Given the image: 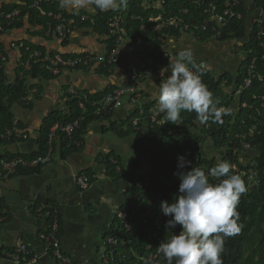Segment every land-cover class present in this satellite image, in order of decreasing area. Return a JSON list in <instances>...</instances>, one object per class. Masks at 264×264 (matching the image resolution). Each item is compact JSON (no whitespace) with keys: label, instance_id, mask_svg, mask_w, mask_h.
Instances as JSON below:
<instances>
[{"label":"crops","instance_id":"obj_1","mask_svg":"<svg viewBox=\"0 0 264 264\" xmlns=\"http://www.w3.org/2000/svg\"><path fill=\"white\" fill-rule=\"evenodd\" d=\"M47 1L59 5V0ZM15 3L18 2L0 0V10ZM253 4L254 1H244L247 9L245 20L248 15H252L253 22L261 15L264 21V12L259 14L257 10L251 9ZM142 5L143 10H161L158 2L142 0ZM120 9L123 10L124 6ZM63 11L68 16H77L93 15L98 10ZM151 18L155 17L150 16V23ZM151 24L153 32L163 30L159 25ZM37 32L40 30L32 28L28 17H24L21 28L0 34V45L6 58L3 70L8 81H14L19 74L22 50L28 49L25 48L26 44L41 48L45 61L54 56L70 58L77 55L105 60L110 49L108 38L92 22L81 24L65 39L56 36L47 38L44 33L39 36ZM157 43L160 52L155 57L153 41L129 29L118 47L117 62L112 66L94 64L88 69L64 70L57 76L46 72V75L38 74L33 80L27 78L29 87H37L31 93L37 92L38 98L32 95L28 98L31 103L29 108L24 103L14 104L10 108L13 125L20 123L23 127L22 130L13 131L21 133L25 139L13 135V143L0 145V162L12 156L28 158L36 153L44 121L49 115L71 119L77 108V105H72L73 99L69 98L72 92L99 96L113 89L136 86L141 99L133 103L125 97L116 110H110V117H96L89 122L78 140L79 151L62 156V145L66 139L57 138L51 143L52 153L45 166L39 167L37 171H21L0 180V214L6 219L5 223L0 224V264H11L4 259V255L11 253L16 246H23L36 254L40 264H55L50 255L44 253L43 241L44 234L50 230V218L54 213L58 218L56 233L60 241V253L71 264H102V242L113 231L116 214L121 211L130 213L136 207L137 199H130L131 193L142 181H146L149 168L147 152L155 145V140H139L135 135L124 136L123 132L126 130V121L133 123L137 120L142 124L134 128L141 134L145 133L148 126L140 117L141 109H149L145 111L147 121L153 125L148 112L158 110V100L153 95L156 91L154 85L159 86L170 75V67L162 55L176 59L179 51L190 49L191 63L208 71L216 81L225 79L220 84L222 92L232 100L229 106L231 111L238 110L239 95L234 96L235 83L247 59L244 49L246 39L220 41L212 36L195 37L190 31L179 28L176 33L159 35ZM237 49L243 51L244 57L238 56ZM164 68L169 71L161 76V69ZM48 75L53 78L46 77ZM133 75L136 81L132 80ZM161 114L158 113L156 120ZM7 131L5 140L12 137L7 136ZM211 148L210 151L214 150ZM67 149L72 148L66 146L63 152ZM116 159L120 165L114 171H108L105 160L115 165ZM121 174L122 177H119ZM85 177L89 182L83 187L82 180Z\"/></svg>","mask_w":264,"mask_h":264},{"label":"trees","instance_id":"obj_2","mask_svg":"<svg viewBox=\"0 0 264 264\" xmlns=\"http://www.w3.org/2000/svg\"><path fill=\"white\" fill-rule=\"evenodd\" d=\"M18 3L4 6L1 8L0 13L10 12L11 10L19 11L20 18L18 22H13L9 25L1 24L0 34L10 31L12 29H19L22 27V20L28 17V23L32 28H37L40 32L36 35L42 36L43 30L46 29L48 24H52L51 19L39 17L37 11L31 9L30 1L15 0ZM159 0H150V2H157ZM225 0H163L160 12L157 10H143L142 0H127L126 6L123 10H118L116 13H122V27L128 31L129 29L135 34L140 35L145 39L153 41L155 57L159 56L160 46L157 43L159 35L169 32L176 33V29L160 30L157 32L152 31V24L148 21L150 16L156 17L161 15L163 19L170 17H178L185 25L195 26L199 25L204 19L203 11L209 3L216 4L219 8L223 7ZM238 11L242 14V20L231 23L226 28L221 36L215 37L220 41L226 40H243L246 39L244 46L247 53V59L243 63V69L238 74L236 81V88H240L246 79V72L244 68L251 61V58H256V67L254 70V79H252L250 87L239 95L238 110L231 111V99L226 97L220 84L225 79L216 81L209 72L200 69L196 64L190 63L189 67L193 68L201 81L206 85L207 89L212 93V98L217 108L230 110L228 114L222 115V122H216L214 119L201 124L197 119L195 112H181L180 119L176 124L165 123L161 124L164 118L163 114L159 116L160 124H150L147 121V115L142 116L144 122L148 126L145 133L141 134L132 127L130 120L126 121V130L123 132L124 136L135 135L139 140H155V145L147 152L149 158V170L146 173V181H142L131 193L130 199H137L135 206L140 209H147L149 205L153 208L160 207L162 201L169 204L175 202L178 194V187L180 179L178 174L180 172L190 171L192 168H201L206 173L217 165L220 161L229 162L232 167L228 175H238L244 181L247 191L240 197L239 204L236 211L238 213L237 223L240 231L230 237L225 238L221 259L223 264H264V110L260 107V102L257 101L261 96H264V85L258 82V77L264 80V61H261V56L264 55V38L263 46L256 42L255 33H249L245 26V19L247 9L244 6L245 0H238ZM41 9L47 12L57 13L60 12L64 18H74L72 14L68 16L58 4L44 1L41 4ZM253 10H260L264 12V0H255ZM186 14H181L182 11ZM98 14L94 19L95 28L105 33L104 20L111 14ZM85 25V24H83ZM78 25L77 27H80ZM141 26H144V31H141ZM198 37H211L210 34H199ZM214 37V36H213ZM29 52L22 50V57L19 62V72L23 69V64L28 60L29 53L39 52L43 60L44 55L42 49L26 44ZM1 57H5V53L0 45V145L11 144L15 141L13 137L9 140L4 139L5 131L8 130H22L23 127L20 123L13 125V120L10 113V108L14 104L24 103L31 106L28 98L32 95L35 99L38 98V93H31L37 87L28 86L27 78L33 80L38 74L44 75L46 70L41 68L39 64L31 63V68L28 72L24 73V77L20 79L16 76L15 80L10 82L6 79L3 63ZM51 58V57H50ZM47 65H50L49 63ZM49 73V72H48ZM46 75V74H45ZM53 78L50 75L46 76ZM103 95L88 96L90 102L98 101ZM69 98L72 99L71 96ZM77 99H73L72 105H77ZM245 105L241 109V105ZM259 108L261 116L258 117L252 109ZM86 109L91 112L93 109L86 105ZM149 109H146L147 112ZM75 115L71 119H60L56 114L49 115L43 124L41 132L38 151L29 156L33 158L36 156H44L47 153L46 137L49 128L55 123H69L79 116L80 109L77 107ZM110 111L105 113L102 117H110ZM137 117V116H136ZM135 117V118H136ZM94 120V117L86 115L85 121L81 124L80 129L76 132L74 138L78 141L83 133L85 126ZM149 123V124H148ZM141 121L137 124L141 126ZM151 126V127H150ZM256 126L254 133L249 136V129ZM137 127V128H138ZM121 135V134H120ZM3 137V138H1ZM63 143V142H62ZM213 147V151L217 152L220 160L216 158H209L204 153L203 147L207 144ZM205 144V145H204ZM248 145V148L245 147ZM67 146L65 141L62 145L61 155L69 152L79 151V149H63ZM251 153L253 160L250 163L242 164L239 161L240 154ZM13 157V156H12ZM9 157V158H12ZM23 157V156H20ZM179 157H183L186 161L190 162L189 167L183 169L178 167ZM248 157V156H247ZM108 166V171H114L116 166H119V161L116 159L115 165H111L108 160H105ZM38 168L34 171H37ZM27 171H24L26 173ZM23 173V174H24ZM122 177V174L119 175ZM226 177L220 178L224 179ZM210 183H218L216 178L209 177ZM133 202V201H132ZM132 204V203H130ZM152 211L155 213L157 210ZM171 218V217H170ZM136 222V219H134ZM138 225H135V228ZM135 228L132 233H136ZM180 227L177 226L171 232L161 239L160 243L167 242L172 235H178ZM126 239H132L133 245L131 250L137 254H143L145 245L144 240L139 236L140 233L125 235ZM121 235V236H122ZM126 254L130 253L126 250ZM128 263V262H127ZM146 264V263H145ZM154 264H166L162 254Z\"/></svg>","mask_w":264,"mask_h":264},{"label":"built area","instance_id":"obj_3","mask_svg":"<svg viewBox=\"0 0 264 264\" xmlns=\"http://www.w3.org/2000/svg\"><path fill=\"white\" fill-rule=\"evenodd\" d=\"M30 1L31 9L37 11L39 17H45L51 19L52 24H48L46 29L43 30L45 37L49 38L51 36H56L59 38H67L71 35L78 27V25H83L88 22L94 23V19L98 12L93 13V15H77L74 18H64L60 12L51 13L44 9H41V4L47 0H25ZM183 1V0H177ZM160 6L163 4V0L157 1ZM162 3V4H161ZM239 1L238 0H225L223 7L219 8L214 3H209L205 10L203 11L205 19L195 26H188L183 23L181 19L176 17H170L168 19H163V17L157 16L151 18V23L157 24L165 29H176L179 28L183 31H190L192 35L197 37L199 34H210L212 37H219L221 33L229 27L231 23L242 20V14L238 11ZM100 14H111L104 20L105 35L110 42V49L107 54L106 59L94 58L87 55H77L70 58H63L61 56H54L49 58V61L39 60L41 55L38 52L29 53L28 60L23 64V69L20 70L18 77L22 79L24 73L28 72L31 68V63L39 64L41 61V68L48 71L52 76H57L61 71H75L79 69H88L94 64L112 66L117 62V53L120 43L123 41L126 30L122 27V13L116 12H100ZM181 14H186L183 10ZM20 18L19 11L11 10L10 12L0 13V26L1 24H11L14 21L18 22ZM141 31H144V27L141 26ZM255 33L256 42L263 46L264 38V21L261 15L255 18L251 25L250 33ZM29 52V49H26ZM166 62H168L171 68L174 59H170L166 54L162 55ZM261 61H264V55L261 56ZM1 62L5 64L6 58L1 57ZM50 65H47V64ZM198 66V65H197ZM189 67V66H188ZM200 69L202 67L198 66ZM256 67V58L252 57L251 61L246 65L244 71L246 72V79L243 85L237 89V94L240 95L243 91L250 87L252 79H254V70ZM189 70L196 74L195 70L189 67ZM197 75V74H196ZM132 80L136 81V77L133 75ZM258 82L264 85V80L262 77H258ZM72 99H77V107L80 109L79 116H77L72 122L69 123H55L52 125L46 137L47 153L44 156H36L33 158H24L20 156L13 157L11 159L0 162V180L6 179L21 171L35 170L39 167L45 166L49 162L50 155L52 153L51 143L53 140L63 137L66 139L67 148H80V142L77 141L74 136L76 132L79 131L81 124L85 121L86 115L90 117H102L105 113L110 110H116L123 98L128 97L133 103L141 99V94L136 90V86L129 88H118L113 89L98 101L90 102L87 94H77L75 92L71 93ZM257 101L260 102V107L264 110V96H261ZM86 105H89L91 112L86 109ZM246 106L243 104L242 108ZM258 117L261 116L259 108L252 109ZM159 111L148 112L149 120L153 124L159 125L160 121L156 120ZM140 117L146 114L144 109L139 111ZM138 122L135 120L132 126L137 128ZM256 130V126H252L249 129V136H251ZM17 132V131H16ZM20 132V131H19ZM15 135V137H21L25 139V136H21V133L16 134L13 130L7 131V136ZM248 148V145H245ZM88 179L85 177L82 180V186H86ZM153 205H149V208L143 210L135 207L130 213L124 211L118 212L115 216L116 224L111 231L110 236L102 242V264H154L158 259L159 255V245L162 238L168 235L172 229L166 227V221L170 217H166L160 211V207L153 208ZM157 210L155 213L152 211ZM50 230L46 232L43 236L44 241V253L50 255L54 260L55 264H71V261L64 257L60 253V241L58 237V218L54 213V216L50 218ZM136 219V222H134ZM5 216L0 214V224L5 223ZM138 227L135 228V225ZM135 228L136 233H140V237L144 240V253L137 254L131 250L133 245L132 239H126L123 237L125 235H133L132 229ZM122 235V236H121ZM128 250L129 254H126ZM4 259L11 264H40L39 257L28 251L23 246H16L12 249V252L4 255ZM128 262V263H127Z\"/></svg>","mask_w":264,"mask_h":264},{"label":"clouds","instance_id":"obj_4","mask_svg":"<svg viewBox=\"0 0 264 264\" xmlns=\"http://www.w3.org/2000/svg\"><path fill=\"white\" fill-rule=\"evenodd\" d=\"M126 4L127 0H59V7L69 11L108 12ZM191 62L190 49L179 51L172 62L170 75L159 86L153 84L158 111L164 116L162 125L176 124L182 111L195 112L201 124L212 119L222 122V115L230 111L215 106L212 93L199 76L189 70ZM167 71L168 68L161 69V76ZM237 89L235 87L234 96ZM241 109H244L242 105ZM178 160L179 168L190 166L183 157ZM231 167L229 162L220 161L208 173L191 167L190 171L178 174L180 183L175 202L162 201L160 204L162 214L171 217L166 221V227L173 229L179 226L181 229L178 235H172L159 245L166 264H223L224 241L240 231L236 208L241 195L247 191L240 176L228 175ZM209 177L219 182L210 183ZM223 177L226 178L220 179Z\"/></svg>","mask_w":264,"mask_h":264},{"label":"rangeland","instance_id":"obj_5","mask_svg":"<svg viewBox=\"0 0 264 264\" xmlns=\"http://www.w3.org/2000/svg\"><path fill=\"white\" fill-rule=\"evenodd\" d=\"M237 53H238V56L241 58V57H244V53H243V51L241 50V49H237ZM243 67V66H242ZM243 69V68H242ZM230 76H231V74L232 73H228ZM205 145V144H204ZM207 145H210L209 143L207 144ZM203 149H204V153L206 154V155H208V157L211 159V158H216L217 160H220V157H219V155H218V153L215 151V152H213V150L212 151H210L212 148H211V146H209V147H206V146H204L203 147ZM211 152V153H210ZM248 156V157H247ZM245 155V154H240V158H239V161H240V163H242V164H245V163H250V161L251 160H253V157L251 156V153H248V155ZM147 170H149V168H147ZM102 252H103V250H102ZM130 264V263H129Z\"/></svg>","mask_w":264,"mask_h":264},{"label":"water","instance_id":"obj_6","mask_svg":"<svg viewBox=\"0 0 264 264\" xmlns=\"http://www.w3.org/2000/svg\"><path fill=\"white\" fill-rule=\"evenodd\" d=\"M251 1H255V0H251ZM259 14H262V11H260V10H258L257 11ZM246 22H245V26H246V28L249 30V33H250V31H251V23H252V15H248V17H247V20H245ZM248 37H249V34H248ZM247 37V38H248ZM246 38V39H247ZM247 41V40H246Z\"/></svg>","mask_w":264,"mask_h":264}]
</instances>
